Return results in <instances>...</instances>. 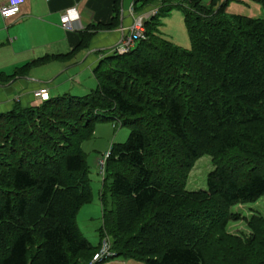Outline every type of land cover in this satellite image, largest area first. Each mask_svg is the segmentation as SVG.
Listing matches in <instances>:
<instances>
[{
	"label": "trees",
	"instance_id": "1",
	"mask_svg": "<svg viewBox=\"0 0 264 264\" xmlns=\"http://www.w3.org/2000/svg\"><path fill=\"white\" fill-rule=\"evenodd\" d=\"M154 3L159 11L145 22L138 46L110 54L94 69L97 88L0 113V264L90 263L101 241L93 244L77 220L92 196L82 144L97 121L117 118L131 133L107 160L112 183L103 194L101 240L108 233L117 255L148 264H264V217L251 222L255 234L246 241L226 229L232 205L264 196V18L229 15L227 2L217 7V0H136L135 10ZM120 4L112 21L83 30L69 53L0 76L13 79L72 57L118 25ZM174 8L184 12L192 49L158 32V19ZM157 109L154 134L142 118ZM154 145L163 163L183 167L184 180L158 173ZM204 154L215 166L208 188L187 190L186 173Z\"/></svg>",
	"mask_w": 264,
	"mask_h": 264
},
{
	"label": "crops",
	"instance_id": "2",
	"mask_svg": "<svg viewBox=\"0 0 264 264\" xmlns=\"http://www.w3.org/2000/svg\"><path fill=\"white\" fill-rule=\"evenodd\" d=\"M115 1L24 0L20 13L14 17L4 18L0 11V73L11 75L18 67L39 57L69 53L80 43L81 33L89 25L112 21ZM6 2L0 0V9ZM124 2L121 0L118 25L95 34L87 47L75 52L78 56L74 61H66L68 57L55 58L46 64L33 66L13 79L6 80L0 76V113L14 109L17 103L22 106L40 104L43 100L38 101L34 95L37 89L47 88L49 97L53 91L59 92L60 86L53 81L71 67L81 66L79 70L85 72L89 69L95 75L94 69L100 60L128 34L135 17L146 15L148 20L160 8V4L154 3L137 11L134 4L126 9ZM69 9H75L79 16L73 30L63 26L62 14ZM51 87L56 88L51 90Z\"/></svg>",
	"mask_w": 264,
	"mask_h": 264
},
{
	"label": "rangeland",
	"instance_id": "3",
	"mask_svg": "<svg viewBox=\"0 0 264 264\" xmlns=\"http://www.w3.org/2000/svg\"><path fill=\"white\" fill-rule=\"evenodd\" d=\"M135 1L136 0H125L123 6L126 9H130L131 5L134 4ZM211 1L212 0H204V3H209ZM153 2L155 1H151V3ZM225 2H227L225 9L229 15L242 14L254 18H264V6L261 0H217V7ZM157 24L158 32L163 37L169 39L176 46L182 49H192L193 42L182 9H172L168 13V15L160 17L157 21ZM137 46L138 42L130 50L136 48ZM113 48L111 49L109 54H106L105 57L109 56L110 54L112 55L117 53L114 52L115 50H113ZM125 53L128 52L119 54ZM77 54L78 52L72 58L68 57L67 59L69 60L66 61H74V59L78 56ZM80 67L81 66L71 67L56 77L53 82L56 85L58 84L61 89L59 92L53 91V93L50 95V98L66 93L83 96L91 90L97 88L99 81L96 75L93 74V71L88 69L86 70L87 72H83L79 70ZM53 88L56 87H51V90ZM86 88L90 89H88L87 91ZM40 99L43 100L42 98H37L38 101H41ZM33 105L34 104H31L29 106ZM159 112V109L155 110V112L147 111L146 116L142 118V122L144 123L143 126L147 129H151L154 134H156L158 131L155 122L158 120L157 118ZM84 119L85 118H83V120ZM17 122L19 121L16 120L14 123L16 125H13V127L15 129L16 127L20 129V125H18ZM123 123V119L120 118L97 121L95 124L94 134L92 135V137L86 139L82 144V148L86 154L87 162L89 165V177L92 196L91 201L84 204L79 210L77 220L82 233L95 245H99L101 241L100 229L104 224V190L107 184L110 185L112 183V176L106 178L107 163L104 170L105 172L102 173L98 162L99 159L105 156L106 153L111 152L113 145L117 143H123L128 139L131 133V125ZM10 130L11 129L8 126V128H6V131L4 130L5 132L2 133V136L5 134L8 135L7 132ZM150 150L154 152V156H159L160 168H158V173L162 172V175H164V179H167L169 181L171 180L172 182H177L182 179L184 180L186 176L183 172V167L179 166L178 163L175 166L171 165V163H163V154L157 153L158 151H156L155 145L152 146ZM181 155L182 153H180L179 156ZM214 168L215 166L212 156L208 154L202 155L200 158L193 162L192 167L190 168L188 173H186L187 178L184 182L186 189L191 191L207 189L208 174ZM106 206L108 208L113 207V196L110 192H108L106 195ZM230 213H232L234 217L229 221L226 227L227 231L230 234L242 238V240L246 241L250 239V237H253V235L255 234V230L252 227L251 222L256 223L255 218L259 220V218L264 217V196L255 201L240 202L234 204L230 207ZM107 236L110 237L113 249L112 236L106 233L104 237ZM113 253L114 255L111 258L97 264H148L145 260L139 257L117 255L114 249ZM211 264H213V262Z\"/></svg>",
	"mask_w": 264,
	"mask_h": 264
},
{
	"label": "built area",
	"instance_id": "4",
	"mask_svg": "<svg viewBox=\"0 0 264 264\" xmlns=\"http://www.w3.org/2000/svg\"><path fill=\"white\" fill-rule=\"evenodd\" d=\"M24 0H7L1 6V15L4 18H11L18 15L21 11V6ZM134 9L132 8V11ZM156 12V10L154 11ZM79 16L75 9L66 10L62 14L63 26L67 30H73L76 26L75 22L78 20ZM146 15H138L135 17L133 24L129 27V32L124 35L120 43H118L113 50L117 53H124L131 51L130 49L135 46V44L145 37V22ZM35 96L46 100L49 98L47 88H40L35 91ZM110 156V152L106 153L105 156L99 159V167L102 173L105 171L107 160ZM114 255L110 237H104L101 240V244L97 252L94 254L92 260L89 264H97L103 262L106 259L111 258Z\"/></svg>",
	"mask_w": 264,
	"mask_h": 264
}]
</instances>
